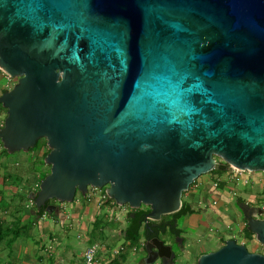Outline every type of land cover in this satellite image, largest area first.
<instances>
[{
    "label": "water",
    "instance_id": "95a60500",
    "mask_svg": "<svg viewBox=\"0 0 264 264\" xmlns=\"http://www.w3.org/2000/svg\"><path fill=\"white\" fill-rule=\"evenodd\" d=\"M0 68L18 78L0 96L4 147L51 149L30 196L40 216L107 186L118 205L149 206L148 226L215 168L264 172V0H0ZM143 247L146 264H176L165 238ZM198 264L264 254L229 239Z\"/></svg>",
    "mask_w": 264,
    "mask_h": 264
},
{
    "label": "crops",
    "instance_id": "0c3cea01",
    "mask_svg": "<svg viewBox=\"0 0 264 264\" xmlns=\"http://www.w3.org/2000/svg\"><path fill=\"white\" fill-rule=\"evenodd\" d=\"M11 81L12 78L0 68V96L5 91L10 89L9 83ZM6 117L7 112H4L0 108V129L3 127ZM4 149L6 148L0 138V264H84V252L86 250L80 251L76 248L71 249L66 244V237L68 235L66 230L67 226L64 227L63 232L53 231L50 234L44 233L43 231L37 233L31 226L33 220L37 221L42 217L37 214V212L34 213L37 208L36 206L29 205L31 193L37 188L36 176H34V174L32 176V179L34 180L33 183H35L33 185L31 184L32 186L27 185V182L25 183L24 179H29L30 175H32L30 172L34 167V163L31 164V161H34L35 157H40V153L34 154L35 156L33 155L31 160L26 162L24 165L19 162L13 163L8 156L10 152H8L7 149V152H5ZM42 153L43 152H41V154ZM27 163H30L28 167H26ZM21 164L24 168H20L22 166ZM27 169L30 171H27ZM227 173L232 175L231 172L227 171ZM207 179V175L200 176L190 188L197 191L201 188V184L206 183L205 187L201 188L199 191L201 197L198 205L195 206L196 211L194 213L175 218L174 224L181 230L180 233H178L179 236L184 233L186 228L198 233H202L203 231L210 232L216 224L210 216V212L214 211L217 213L215 216L222 218V221L228 226H233L234 224L239 226V229L244 237L241 242L236 240L238 243L246 245L249 241L252 242L254 247L253 249H255L253 252H257L258 248H263L264 245L258 241L254 232L251 231L253 233L251 235L246 232V227H248V217L250 215L259 214L257 209L260 206L258 204H253L250 195L248 196L242 190V192H236L237 188L235 189V187L230 186V184L227 185L225 181V185L222 188L220 187V190H207ZM251 181L257 182L256 180L254 181V178L251 179ZM233 190L236 191L233 192ZM235 195H238L239 197ZM218 199H221L227 208L231 203H233L238 206V208H242L248 215L243 217L239 210H237L236 218H234L225 212H220L217 206H215ZM85 200H89L90 212L88 214L84 212L81 216L82 220L78 224L81 228L79 235L80 239H85L86 237L90 239V232L96 217L103 215V209L101 208L102 203L100 200L96 203L91 196L86 197ZM59 205H62L63 211L59 214H50L52 220L57 223V227L61 224V222L65 225L67 218L65 210L67 204L61 203ZM263 207L264 206H262V208ZM77 208L78 211H81L82 207L77 206ZM258 218L264 219L262 214H260ZM208 220L210 221V226L207 225ZM114 231L115 230H112L111 233V236L113 235V241L110 243L111 239L108 240L107 238L108 242L102 243V250L99 251L98 256V264H114L112 263V260L119 256V253L113 255L112 252L114 249L120 248L124 240L121 238V235L114 237ZM120 231L122 232V230ZM164 238L167 243H171V241H173V235L170 233H166ZM229 239L235 238L228 237L221 239V246H223L226 240ZM94 243H100V241L98 240ZM88 244L89 247L93 243L90 240ZM138 251L139 249H137L136 252ZM126 252L128 251H125V253ZM124 254H120V257H123ZM133 254H135V256L138 255L137 253ZM203 254H205V252L201 253L199 256ZM143 263L144 261H138L135 264ZM117 264H120V262Z\"/></svg>",
    "mask_w": 264,
    "mask_h": 264
},
{
    "label": "rangeland",
    "instance_id": "374dc122",
    "mask_svg": "<svg viewBox=\"0 0 264 264\" xmlns=\"http://www.w3.org/2000/svg\"><path fill=\"white\" fill-rule=\"evenodd\" d=\"M17 81H18V78H12V81L9 83V88L11 89L17 83ZM33 155H34V151L20 150V151L10 153L8 156L11 159V161H13V163L19 162L25 165L26 162L31 160ZM41 156L42 154L40 152V157ZM33 162L35 165H37V167L41 166V164L38 161L37 162L31 161V164H33ZM29 164L30 163H27L26 167H28ZM44 166H42L41 168L42 170L46 169L45 171H48V169L51 168L50 164L48 163H46ZM20 168H24V166L22 165ZM29 169H27V171H30ZM33 171L34 169L30 173H32ZM206 175L208 176L207 190L208 189L211 190L213 186V181L217 179L216 178L217 175L210 172L207 174H203L202 176H206ZM230 175L227 172L222 174L220 176L219 181L223 180L226 182L227 185L230 184V186L235 187V189L237 188L236 189L237 191L233 190V192L234 191L236 192L244 191L245 194H247L248 196L250 195V198L253 201V204H258L260 208L264 206V189H263L264 172L257 171L254 174L244 173L243 177L245 178H247V176L248 177L252 176L247 182H245L244 179L238 180L236 179L237 177L232 176V175L231 177ZM32 176H33V173L32 175H30L29 179L28 178L24 179V182L25 183L27 182L26 183L27 185L32 186L33 184H35L33 183L34 180L32 179ZM253 178L257 180L261 178L262 180L259 182L260 183L259 184L257 182L251 181V179ZM205 185L206 183L201 184V188H204ZM201 188H199L197 191H194L193 189H189L188 191H185L182 197V201L191 203L192 205H195V206L198 205L200 197H201L200 192H199ZM217 190H220V187ZM88 193L86 195H83L80 191H78L76 194V199L73 202L67 203L65 207L66 217H67L65 225H63V223L61 222V224L57 227V223H55L52 220V217H50V214H46V215H43L41 218H39L37 221L33 220L31 223V226L34 228V230L37 233L43 231L44 233H48V234H50L53 231L63 232L64 227L67 226L66 230H67L68 235L66 237V244L71 249L76 248L80 251L86 250L85 248L88 247L89 245L88 243L90 242V239L88 237H86L85 239L79 238L81 228L78 226V224L82 220L81 219L82 214L84 212L86 214L90 212V203L88 202L89 200L87 201L85 200V198L89 197L90 194H92L91 197L93 198L94 202L97 203L99 200L101 203L104 202V197H103L104 195H103V192H101V188L90 186ZM235 196L239 197L238 195H235ZM58 203H61V202L58 201ZM77 206L82 207L81 211H78ZM215 206H217L220 212H225L226 214L231 215L234 218H236L237 210H239V208L233 203H231L230 206L227 208L221 199H218L216 201ZM102 209H103L102 211L103 215L108 213L106 216L107 218L112 220V223H110V225L105 228L104 232L106 234V239L105 240L99 239L101 245L103 242L104 243L108 242L109 239H111L110 243L113 241L112 240L113 235L111 236L112 230H115L114 237L122 234L120 230H123L125 228L127 224L126 217L131 208L129 205L125 204L121 207L119 206L116 208H113V207L110 208L108 206H105ZM262 209H264V207ZM215 214L217 215V213L214 211L210 212V216L212 217L214 222H216L215 226L212 228L210 232L203 231L202 233H198L196 231L186 228L182 235H180L178 238L176 237V239L175 238L173 239L174 247L176 248V250L178 249L176 264H197V260H199L201 257L199 255L204 252L210 253V252H214L218 250L221 247V239L223 238L234 237L235 240H237L238 242H241L243 240L244 235L242 234L237 224H234L233 226H228L222 221V218L216 217ZM262 216L264 217V212L262 213ZM209 224H210V221L208 220L207 225L210 226ZM181 240H184V242L182 241L183 243L182 245H180ZM246 246L249 249V251L251 252L255 251V249H253L254 247H253L252 242L249 241L248 243H246ZM181 247L183 248L181 249ZM121 248L122 247L120 246V249ZM125 251H128V252L125 253ZM136 251L137 249H134V248L130 249L129 247L125 248L124 250H120V252H118L119 253L118 258H119L120 264H123L124 262H125L124 264H135L138 261H144L143 264H146L145 261H146L148 253L145 250V248L140 247L139 251L138 252ZM257 252L264 254V247L258 248ZM133 253H137L138 255L135 256V254ZM120 254H124V256L120 257ZM160 263H161L160 261H157L155 264H160Z\"/></svg>",
    "mask_w": 264,
    "mask_h": 264
},
{
    "label": "trees",
    "instance_id": "16d2710c",
    "mask_svg": "<svg viewBox=\"0 0 264 264\" xmlns=\"http://www.w3.org/2000/svg\"><path fill=\"white\" fill-rule=\"evenodd\" d=\"M0 108L4 112H7V108L3 107V105L1 103H0ZM4 151L7 152L6 149H4ZM29 151H34V154H38L40 152H43L41 157H35V160H34L36 162L38 161L41 164V166L37 167V165L33 164L34 167L32 168V170L34 169V171L32 173L34 174V176H36V183H37V188L33 192H36L39 190V185H40L41 181L50 173V169H48V171H43L41 167L46 164L45 158L49 154L51 149L47 145L46 138H41L38 141V143L36 144V146L33 148H30ZM211 172L217 175V177H216L217 179H220V176L222 174H224L226 172V170L215 168ZM224 185H225L224 181L219 182V187L222 188ZM106 188L103 187L101 189V192H103V194L106 195V199H104V202L102 203L101 208H104L105 206H108L110 208L111 207L115 208L117 206L116 201L113 198H110L106 194ZM31 199L32 198L30 197L29 200H31ZM75 199H76V197H75ZM48 205L49 204L47 203V206ZM126 205H128V204H126ZM34 206H36V205H34ZM195 211H196L195 205H192L191 203L183 201L182 207L178 212L163 216L164 220H166L168 222L170 221L173 223L172 230L165 231V233H170V234L171 233L172 234L177 233V235H179L178 233H180L181 230L178 229L176 226H174V223H175L174 218L182 217V216L194 213ZM149 212H150V207L145 206V205H142L138 209H134V208L130 209V211L128 212L127 217H126L127 218V224H126L125 228L122 230V234H121V238L124 240L122 245H121V247H122L121 250H123L127 247H129L130 249H132V248L139 249L140 247H143L145 237L152 238V237L156 236V233H154V234L150 233V229L153 228L152 225L154 223H157V222L151 220V221H149L148 226L145 223L146 216ZM45 213H47L46 209L43 208L41 216H43ZM37 214H39V213L37 212ZM106 215L107 214L99 215L98 217H96L94 225H93L92 230L90 232V240L92 241V243L98 241L99 239H102V240L106 239V234L104 232L105 228L107 226H109L110 223H112V220L107 218ZM165 225H164V227H165ZM163 229L164 228H161L162 231H164ZM246 232L249 235L253 234L251 232V230H249L248 227H246ZM112 263H116V264L119 263L118 257H115L112 260Z\"/></svg>",
    "mask_w": 264,
    "mask_h": 264
},
{
    "label": "built area",
    "instance_id": "2783aa9c",
    "mask_svg": "<svg viewBox=\"0 0 264 264\" xmlns=\"http://www.w3.org/2000/svg\"><path fill=\"white\" fill-rule=\"evenodd\" d=\"M232 175L237 177L236 179H244L245 182H247L252 176L245 178L243 177V174L244 173H255L254 171H244V170H240L238 168H234L232 167ZM257 181V182H260L262 179H254V181ZM219 188V181L215 180L213 181V189H218ZM213 191V190H212ZM107 194V193H106ZM104 195V194H103ZM90 196H92V194H90ZM104 199H106V195L103 196ZM117 204V203H116ZM29 205L30 206H34L35 205V201L33 199L30 200L29 202ZM121 207L123 205H118L116 207ZM115 207V208H116ZM45 215V214H44ZM102 245L100 243H93L92 245H90L86 251L84 252V264H98V261H99V251L102 250ZM120 248H116L113 250L112 254L115 255L117 254L118 252H120Z\"/></svg>",
    "mask_w": 264,
    "mask_h": 264
},
{
    "label": "flooded vegetation",
    "instance_id": "af4514ba",
    "mask_svg": "<svg viewBox=\"0 0 264 264\" xmlns=\"http://www.w3.org/2000/svg\"><path fill=\"white\" fill-rule=\"evenodd\" d=\"M218 160H220V159H218ZM226 172L228 171V172H232V167L231 166H228L226 169ZM212 173V172H211ZM215 180H217V181H219L220 179H215ZM214 180V181H215ZM220 182V181H219ZM212 190H216V189H213V186H212V188H211V191ZM48 204H54V205H59V204H61V203H58V201L57 200H50L49 202H48ZM239 206H240V204H239ZM238 207V206H237ZM260 208V207H259ZM264 210V209H263ZM239 212H240V214L244 217L245 215H248V214H246V212L242 209V208H239ZM54 213V212H53ZM248 213V212H247ZM175 219V218H174ZM175 221V220H174ZM166 224V225H165ZM164 225H165V227H164ZM174 226H176L175 224H174ZM152 227L153 228H151L150 229V233H152V234H154V233H156V235H159L161 238H164V235L166 234L165 233V231H170V230H172V228H173V223L172 222H168V221H166V220H164V219H162L161 221H159V222H157V223H154L153 225H152ZM161 228H164L163 230L164 231H162L161 230ZM159 229V230H158ZM171 235H173V239L175 238L176 239V236H179V235H177V233H174V234H172L171 233ZM154 236V235H153ZM153 238V237H152ZM171 243H172V245L174 246V242L173 241H171ZM175 248V247H174ZM175 250H176V248H175Z\"/></svg>",
    "mask_w": 264,
    "mask_h": 264
}]
</instances>
